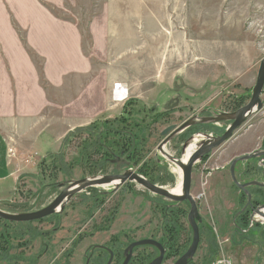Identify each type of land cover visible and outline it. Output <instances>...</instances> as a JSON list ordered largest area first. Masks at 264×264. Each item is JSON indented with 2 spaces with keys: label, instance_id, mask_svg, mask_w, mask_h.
Wrapping results in <instances>:
<instances>
[{
  "label": "rangeland",
  "instance_id": "obj_1",
  "mask_svg": "<svg viewBox=\"0 0 264 264\" xmlns=\"http://www.w3.org/2000/svg\"><path fill=\"white\" fill-rule=\"evenodd\" d=\"M1 1L0 129L8 138L11 167L18 176L16 183L9 178L0 184V210L8 213L40 210L73 181L115 173L114 164L107 161L111 153L105 151L108 157H104L105 152L93 156L87 152L89 139L95 135L79 129L96 125L106 132L105 144L118 143L128 150L123 156L131 162L128 167L121 165L119 173L128 168L138 174L150 173L155 185L177 192L176 166L158 149L164 139L161 132L190 118L232 113L240 98L245 99L244 106L264 57V0H182L179 5L173 0H165V5L162 0H152L155 17L179 25L185 33L184 38L152 39L93 37L92 30L103 32L102 19L112 8L118 12L116 28L131 29L123 19L139 11L135 3L126 4L132 0H117L116 5L109 0H64L60 6L53 5V0ZM178 9L180 14H174ZM139 24L144 31L152 28L148 20ZM70 29L87 59V72L82 74L53 65V48L47 49L43 42L55 40L53 33ZM53 78H63V86L53 88ZM119 82L129 92L123 105L112 101L113 86ZM261 101V111L252 114L233 138L213 150L206 162L193 166L190 193L198 196L201 219L195 263L208 261L209 252L213 255L218 246L209 264L220 257L232 264H264V240L259 234L252 241L234 235L244 200L229 173L233 159L252 153L239 152L256 150L262 137L261 145L264 143V88ZM228 124H209L190 137L197 136L199 144L208 136L221 135ZM111 127L114 131L108 132ZM131 133L139 136L138 152L128 142L126 135ZM187 136L186 129L172 137L164 151L180 160L183 146L190 143ZM55 161L60 167H54ZM254 163H237L235 174L239 175L243 165ZM157 202L171 203L135 183L115 191L113 187L88 188L72 197L58 217L8 222L12 246L8 255L13 259L0 258V264H30L39 253L44 254L39 264H53L55 257L63 264L70 250L68 243L76 237L86 240L73 250L70 263L83 264L82 253L89 244L102 243L111 231L129 233L134 223L138 227L135 238L152 233L158 239L162 218L154 208ZM116 206L120 213L110 231L89 240L92 225L100 224L105 212ZM181 207L187 215L188 206ZM185 225L186 241L191 231L186 221Z\"/></svg>",
  "mask_w": 264,
  "mask_h": 264
},
{
  "label": "water",
  "instance_id": "obj_2",
  "mask_svg": "<svg viewBox=\"0 0 264 264\" xmlns=\"http://www.w3.org/2000/svg\"><path fill=\"white\" fill-rule=\"evenodd\" d=\"M264 88V57L261 59L254 86L251 89V94L248 102L240 107L239 109L233 111L232 113H220L214 117L208 116L198 120L194 118H190L183 122L179 126L171 125L164 129L161 132V136L164 138L161 145L159 146L160 153L175 166H179L181 169V181H180V193L178 195H174L171 193V190H167L165 188L159 187L155 184L150 183L143 176L138 173L132 171L131 169H126L119 174H110L106 176H100L90 179H81L79 181L71 182L67 187L62 189V191L44 208L29 212V213H19L13 214L0 210V219L10 222V223H26L33 221H40L45 219L53 214L61 213L65 205L68 201L74 197L76 194L92 187H113V191L117 190L120 186L126 183H135L136 185L143 188L148 193L156 195L160 198L168 200L170 202H174L180 204L182 202H187L189 204L190 210L187 215V222L192 230V242L188 250L184 255H182L178 260L175 261L174 264H187L189 260H191L197 250L199 244V230L198 223L201 221L196 203L194 198L191 196V177H192V169L193 166L202 160L203 157L209 155L213 150L219 148L224 143L233 138L234 133L238 130L243 123L254 113L261 111L262 109V101L261 95ZM223 122H229L228 126L224 130V132L215 137L208 136L203 141L198 144L197 149L189 156L185 163L179 162V160L172 158L169 156L163 149V146L174 136L180 135L186 129L198 125V124H218ZM192 140V137L189 138L188 143ZM188 144L183 146V152ZM264 156V152H254L245 156L237 157L233 159L230 163V175L233 184L245 192L247 196V204L243 207L242 211L250 204V195L245 190L246 187L251 185H257L259 183L251 182L247 184L238 183L237 179L234 175V168L238 162H246L248 160L256 159L258 157ZM129 162L124 161L122 165L129 166ZM121 163L117 165L116 168L119 167ZM254 217H259L264 220V205L258 207L251 213L250 220L254 222ZM251 227V226H250ZM143 245H151L156 247L159 250V257L156 258L151 264H160L163 258L164 251L155 241L152 240H142L139 242H135L130 245L128 250H132L134 247L143 246ZM127 259L124 264H126Z\"/></svg>",
  "mask_w": 264,
  "mask_h": 264
},
{
  "label": "flooded vegetation",
  "instance_id": "obj_3",
  "mask_svg": "<svg viewBox=\"0 0 264 264\" xmlns=\"http://www.w3.org/2000/svg\"><path fill=\"white\" fill-rule=\"evenodd\" d=\"M198 126L199 125L192 126V127H198ZM198 132L199 133L202 132V129L197 131V133ZM197 133H195V134H197ZM212 135H216V134H212ZM257 150L258 151H255V152H264V143ZM205 157H207L206 158V160H207L209 155H207ZM205 157H203L202 160L199 162H206V160H204ZM252 160H254L255 163L253 165H247L246 164L243 168H241L239 175L235 174V168H234L235 178L237 179V181L238 180L240 181V182L238 181V183H240V184H247V183H251V182L259 183L258 186L257 185H251V186L245 188V190L248 192V194L250 195V198H251L250 204L246 208H251V202L253 199H258L260 202H262V204L259 205L258 207L264 205V192L259 193V194H256V192L253 193L254 189H256V188L257 189H264V156H261V157H258L256 159H252ZM107 161H110L112 164H114L115 173H113V174H119V172H120L119 167L124 163V161H127V159L121 155L120 156L112 155L111 159H108ZM119 163H121V165H119V167L116 168ZM229 169H230V167H229ZM176 173L178 175V181H179L178 183H180V176H179L178 172H176ZM229 173H230V170H229ZM230 177H231V175H230ZM232 184H233V182H232ZM233 186L240 192V195L242 196V198L243 197L245 198V204L243 206V207H245L247 204V196L245 195V192L238 189L234 184H233ZM251 192H252V194H251ZM193 198L195 200L196 207H197L198 196H197V198H195V197H193ZM182 204L183 205L185 204L186 206H188V212H189L190 207H189V204L187 202H182L180 204L171 202L168 204L162 203L160 205H159V202L156 203L154 208H156L160 211L159 213H160L161 218H162V224L160 227V233L161 234H159L160 237L158 239H155V236L152 233L149 236H146L143 238H135L134 235H135V233L138 232V227H137V224L135 225V223H134L133 226L130 225V228H128V229H131L129 233H122L121 229H120V231L116 230L117 233H114L116 231H114V232L111 231V233L109 234V237L105 241H103L102 243L89 244L86 247V249L83 250V253H82L83 264H124L126 259H127L126 264H151L156 258L159 257V250L156 247L151 246V245H143V246L134 247L130 251L128 250L130 245L134 244L135 242L142 241V240H152V241H155L159 246H161V248L164 251V254H163V258H162L160 264H174L176 260H178L182 255H184L186 253V251L188 250V248L190 247L191 242H192V230H191V228L187 222L188 213L186 215V211L183 210V208L181 207ZM243 207H242V209H243ZM246 208H245V210H246ZM257 208H255V209H257ZM242 209H240L241 213L245 211V210L242 211ZM172 210L175 211L176 216L171 212ZM105 213H106V217H103L104 219L102 218L100 224L97 223V224L92 225V227H91L92 231H90V233L87 234V236L89 237L88 238L89 240L94 239L95 234H98V233L99 234L100 233H106L107 234L110 231V227L115 223V219H116L117 214L120 212H119V208L116 206L113 209H109ZM52 216L58 217L57 214H53L47 218H50ZM185 217H186V220H184ZM42 220H40V221H42ZM185 221H186V224L188 226V229L191 231V238L190 239L186 238V241H185V239H183V234L186 231ZM262 225H264V223ZM116 229H118V228H116ZM53 230L55 231L56 227ZM123 230H127V228H124ZM128 236H131V237H128ZM123 238L126 239L127 241H123ZM85 240H86L85 238L78 239V237H76L74 240L72 239L68 243V247L70 250L65 254L66 260L63 264H69L70 263V260H71L70 256L73 254V250L76 247L78 248V247L82 246V244H84L83 242ZM199 242H200V233H199ZM45 246L47 247V245H45ZM171 246L174 248L172 251L170 249ZM198 246H199V244H198ZM197 249H198V247H197ZM169 254H171L172 257H169ZM195 254H196V252H195ZM195 254H194L193 258L188 261L187 264H198V263H195V261H194ZM43 255L44 254H41V253L37 254L34 258V261H31L30 264H39L40 263L39 260H41V257ZM0 258H3L4 260H8V261H9V259H13V257L11 255H0ZM58 260L59 259H57L55 257L53 259V264H58Z\"/></svg>",
  "mask_w": 264,
  "mask_h": 264
},
{
  "label": "crops",
  "instance_id": "obj_4",
  "mask_svg": "<svg viewBox=\"0 0 264 264\" xmlns=\"http://www.w3.org/2000/svg\"><path fill=\"white\" fill-rule=\"evenodd\" d=\"M64 0H53V5L60 6L63 3ZM133 1V2H132ZM129 2H126L128 5H135L139 8L138 12H131L130 16H125L124 21L126 24H129L131 29L124 30V29H117L116 28V21L118 20V12L116 9H111L107 12V14L103 17L102 21L104 22V29L103 32L100 34L96 31H91L93 37L101 36V37H114V38H137V37H143V38H165V37H185V33L182 29H180L179 25H168L166 22H163V18H157L155 17V12L153 10V4H155L152 0H132ZM163 4H166L165 0H162ZM175 5H179L180 2L182 3V0H173ZM3 1L0 0V5L3 4ZM116 5L117 0H109V4ZM176 12L174 14H180V10H175ZM146 16V19L143 18V16ZM178 17V16H177ZM122 19V18H121ZM145 20H148L151 23L152 28L144 31L142 29V25H140V22H143ZM168 20V18H167ZM109 22H114V24H110ZM122 22V21H121ZM138 23V24H137ZM177 23H179L177 21ZM54 25H57L56 22H53ZM134 24V25H132ZM156 26V28H155ZM171 27V29H170ZM64 30L61 32L53 33V38L55 40H47L45 39L43 42L45 44V47L53 48V65H56L58 69L62 70H79L80 73L87 72V59H85L82 55V52L80 50L79 41L75 39L72 32L73 29ZM41 36V34H38ZM55 35V36H54ZM3 40V37H2ZM1 41V39H0ZM40 47V46H38ZM2 50L4 46L1 47ZM37 50V49H36ZM37 52L41 55L42 50H37ZM55 67V68H56ZM65 80L63 78H53V88H61L63 86ZM135 100L136 97H134ZM126 102V101H125ZM124 102V103H125ZM122 103V105L124 104ZM83 115H86V113L83 112ZM71 129V128H69ZM263 138V137H262ZM262 138L257 143V149L261 145ZM8 138L6 137L5 133H3L0 129V184H2L4 181H6L9 178H13L15 183L17 179V174L13 172V169L11 167V161H10V155H9V143ZM257 149H250L241 151L238 153V155H244L247 153H254L253 151H257ZM245 165L242 166V168ZM1 198V197H0Z\"/></svg>",
  "mask_w": 264,
  "mask_h": 264
},
{
  "label": "trees",
  "instance_id": "obj_5",
  "mask_svg": "<svg viewBox=\"0 0 264 264\" xmlns=\"http://www.w3.org/2000/svg\"><path fill=\"white\" fill-rule=\"evenodd\" d=\"M243 99L244 98H240V100L238 101V103H236L234 105V107H233V110L234 111L237 110V109H239L240 106H242L244 104L243 103ZM127 104L130 105L131 102H129ZM123 108H125V106ZM152 112L155 114V111L154 110H152ZM205 126H209V124H202V125H199L198 127H190V128H188L187 130H188L189 136H187V137L192 136L193 134L197 133V131H199L201 129H204L205 130V128H204ZM102 128L103 127H100V126H97L96 125V126H93L91 128L90 127H86L85 129H82V128L79 129V131L81 133H87L88 136L90 134H91V136L92 135L93 136L95 135L94 137H91L89 139V145H87V147H86L87 152L90 151L91 155L93 156L96 153L101 154V152L107 151V153L108 152H109V154L111 153L109 158H111L112 155H116L115 152H118L120 155L122 154V156L125 155V153L128 152V150H123L124 149V146L121 147V145H119L118 143H112L111 145L104 143L105 140L102 139V138H103V136H105L104 133H106V132L103 131ZM107 131L108 132H113L114 130L111 127V129H107ZM211 132H213V131H211ZM213 134H216V133L213 132ZM72 135H73V133L72 134H68L67 137L65 138L64 142L69 141ZM126 136H127V138H129L128 142L130 143V147L131 146L132 147L133 146H136L137 147L138 142H139V136L138 135H133L132 133L130 135H126ZM64 145H65V143H64ZM117 147H119V148H117ZM116 150H118V151H116ZM135 150H137V151H134V152H138L139 151L138 147ZM107 153L106 152L104 153V157L108 155ZM127 158H129V157H126V159ZM206 158L207 157H205L204 160H206ZM98 161H101V160L99 159ZM127 161H128V159H127ZM56 162L57 161H55L54 167H56V166H57V168L60 167V165L58 163H56ZM128 162L130 163L131 161H128ZM132 162L134 164H136V163H139L141 161H132ZM100 164H102V162ZM144 164H146V163H144ZM139 175H141L144 178H146L152 184L156 183L155 182L156 179H154V177H152L150 175V173H146V174L139 173ZM254 192H256V194H259V193L264 192V189H257L256 188V189H254L253 193ZM251 194H252V192H251ZM243 200H244V204H245V198L244 197H243ZM244 204H243V206H244ZM261 204H262V202H260L258 199H253L252 202H251V208H246V210L244 212L240 213L236 217V219H235V227H234V235H238L241 238V240H243L244 238L247 240L249 238V241H252V237L255 234H259V237L264 240V225H262L260 223L254 222L252 224V226L249 227V225H250L249 224L250 223L249 220H250V216H251L252 211L255 208H257L259 205H261ZM171 212L176 216L174 210H172ZM8 227H9V223L8 222L3 221V220H0V255H8L10 249L12 248V246H11L9 240H8V239L11 238V237H9V232L7 231V228ZM170 249L172 251L174 248L171 246ZM217 249H218V246H216V250L214 251V254L213 255L209 252V259H208V261H206L204 259L199 264H209L214 259L213 258L209 262V260L211 259V257H214L215 256V253H216ZM169 257H172V255L169 254Z\"/></svg>",
  "mask_w": 264,
  "mask_h": 264
},
{
  "label": "built area",
  "instance_id": "obj_6",
  "mask_svg": "<svg viewBox=\"0 0 264 264\" xmlns=\"http://www.w3.org/2000/svg\"><path fill=\"white\" fill-rule=\"evenodd\" d=\"M128 96H129V92H128V88H127V86L125 84L120 83V82L114 84L113 89H112V101L114 103L122 104V103H124L125 101L128 100ZM254 222L263 224L264 220H262L259 217H254ZM254 222H252L250 220V226H252V224ZM212 264H232V263H231V261L229 259H226L224 257H220V258L214 260V262Z\"/></svg>",
  "mask_w": 264,
  "mask_h": 264
},
{
  "label": "bare ground",
  "instance_id": "obj_7",
  "mask_svg": "<svg viewBox=\"0 0 264 264\" xmlns=\"http://www.w3.org/2000/svg\"><path fill=\"white\" fill-rule=\"evenodd\" d=\"M197 136L194 137L190 143L187 145V147L185 148L183 154H182V157L181 159L179 160V162L181 163H185L187 161V158L197 149L198 147V141H197ZM179 168V169H178ZM178 168L176 167V172H178L179 176H180V181H181V169L180 167L178 166ZM103 187H108V186H103ZM179 187H180V184H179ZM179 191V192H178ZM177 192H173L171 191L172 194H175V195H178L180 193V188Z\"/></svg>",
  "mask_w": 264,
  "mask_h": 264
}]
</instances>
